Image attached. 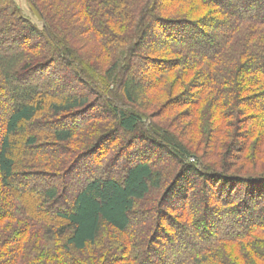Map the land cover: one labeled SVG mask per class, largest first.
Segmentation results:
<instances>
[{
	"label": "trees",
	"instance_id": "trees-1",
	"mask_svg": "<svg viewBox=\"0 0 264 264\" xmlns=\"http://www.w3.org/2000/svg\"><path fill=\"white\" fill-rule=\"evenodd\" d=\"M26 2L41 26L0 0V264H264V0Z\"/></svg>",
	"mask_w": 264,
	"mask_h": 264
},
{
	"label": "rangeland",
	"instance_id": "rangeland-1",
	"mask_svg": "<svg viewBox=\"0 0 264 264\" xmlns=\"http://www.w3.org/2000/svg\"><path fill=\"white\" fill-rule=\"evenodd\" d=\"M16 2H17V4L20 6V8L22 9V11L24 12V14H26L27 16H29L30 17V19L36 24V25H40V23L39 22H37L36 21V19L31 15V13H30V11H29V8H28V5H27V2H26V0H15ZM41 26V25H40ZM137 73V71L135 70V73L134 74H136ZM188 113H189V111H186V113L184 114V116H188ZM180 137H181V139L182 140H184V141H186V138H190L191 137V135L189 134V129H186V132H184L183 130L180 132ZM192 138V137H191ZM129 140H127L126 142H125V140L124 141H122V145L124 146V152H125V154L128 152V154H127V156L125 155V158H124V156H123V158L122 159H124L123 161H121L123 164H122V166L124 165L125 166V164H127V163H131L132 162V160H134L135 158H137V157H139V158H141L142 156H144V154L146 155L147 153V150H148V148L145 146V147H143V149L142 150H137V149H134L133 148V146H134V144H137L138 142L137 141H131V140H133L132 138H128ZM194 139H196V137L194 136ZM84 141H85V138L84 137H82V139L78 142V143H76V144H70V145H68L67 147L68 148H70V149H73V150H77L76 149V146L79 144V146H81L83 143H84ZM104 146V145H103ZM103 146H99V150H95V151H98L97 152V155L96 154H93V164L95 163V162H97V160H99L101 157V155H99V153H101V151L103 150ZM161 156V159H162V157L165 155H160V154H156V155H153L152 156V159H154V158H157V156ZM164 158V157H163ZM166 160L167 161H169V163H172L171 161H170V159H167L166 158ZM165 160V161H166ZM79 165V163H77L76 164V167ZM86 167V166H85ZM164 167H167V164L166 163H164ZM108 170H111V166H108V167H106ZM119 168V167H118ZM118 168H114V171H116ZM121 169V168H120ZM169 173H171V175L173 174V173H176V170L178 169V165H175L174 166V164L171 166V165H169ZM165 170L167 171V168H165ZM170 175V176H171ZM199 187H200V185H198ZM240 191H242L241 193H240ZM234 194H233V196H234V198H237L236 199V201L235 202H239L240 200H242L241 198V196H243V189L242 188H238V189H236L234 192H233ZM237 205L239 204V203H236ZM236 205V206H237ZM219 209H221V208H219ZM218 209V210H219ZM232 209H235V207L233 206L232 207ZM231 210V209H230ZM262 210V211H261ZM261 210H259V211H257V215H263L264 214V212H263V208H261ZM217 219L218 220H220V218L217 216ZM223 219H225L224 220V224H225V222H227V221H229V217H226V216H223ZM215 221V220H214Z\"/></svg>",
	"mask_w": 264,
	"mask_h": 264
}]
</instances>
